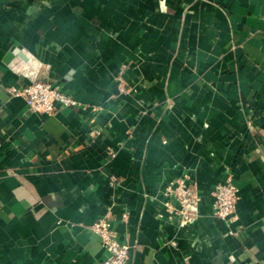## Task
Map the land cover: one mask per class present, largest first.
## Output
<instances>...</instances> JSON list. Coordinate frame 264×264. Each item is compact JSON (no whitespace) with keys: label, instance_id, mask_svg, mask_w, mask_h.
<instances>
[{"label":"crops","instance_id":"1","mask_svg":"<svg viewBox=\"0 0 264 264\" xmlns=\"http://www.w3.org/2000/svg\"><path fill=\"white\" fill-rule=\"evenodd\" d=\"M31 59L77 105L12 95ZM104 218L129 264H264V0H0V264H101Z\"/></svg>","mask_w":264,"mask_h":264},{"label":"built area","instance_id":"2","mask_svg":"<svg viewBox=\"0 0 264 264\" xmlns=\"http://www.w3.org/2000/svg\"><path fill=\"white\" fill-rule=\"evenodd\" d=\"M12 95H22L26 98L29 109L44 113H53L60 105L75 106L78 99L69 91L46 80H33L22 87H10ZM114 180V176L111 177ZM168 193L180 203L177 214L184 224H190L193 220V211L197 210L200 198L195 191L187 187L183 181L176 186L170 185ZM214 213L220 220L229 223L236 216V205L238 200V187L228 179L217 185L213 191ZM111 220L104 218L95 224V231L101 236L106 256L101 264H129L131 245L118 240L115 230L111 226Z\"/></svg>","mask_w":264,"mask_h":264},{"label":"water","instance_id":"3","mask_svg":"<svg viewBox=\"0 0 264 264\" xmlns=\"http://www.w3.org/2000/svg\"><path fill=\"white\" fill-rule=\"evenodd\" d=\"M39 65H40V63L38 61H36L35 59H31L27 65V67H26L27 72H28V70H30L28 72V75H29V78H32V80L36 79L35 75H36V72H37Z\"/></svg>","mask_w":264,"mask_h":264}]
</instances>
